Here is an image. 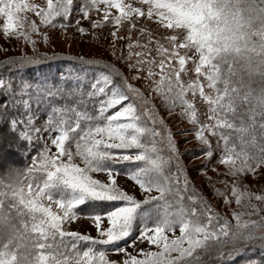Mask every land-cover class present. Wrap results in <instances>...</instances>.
<instances>
[{
    "label": "snow or ice",
    "instance_id": "6c2138e0",
    "mask_svg": "<svg viewBox=\"0 0 264 264\" xmlns=\"http://www.w3.org/2000/svg\"><path fill=\"white\" fill-rule=\"evenodd\" d=\"M0 17L6 40L31 47L0 62V264H219L246 248L264 253V190L246 182L264 177V0H0ZM69 28L126 41L112 52L123 67L40 51ZM55 59L87 68L20 75ZM156 100L192 125L198 151H186L205 159L199 171L223 165L212 171L231 177H207L231 219L189 177ZM81 220L96 235L73 227Z\"/></svg>",
    "mask_w": 264,
    "mask_h": 264
},
{
    "label": "rangeland",
    "instance_id": "374dc122",
    "mask_svg": "<svg viewBox=\"0 0 264 264\" xmlns=\"http://www.w3.org/2000/svg\"><path fill=\"white\" fill-rule=\"evenodd\" d=\"M37 2H42V0H37ZM31 15V14H29ZM2 24H3V18L0 17V62L4 59L9 58L10 56L20 55L22 52L27 49L29 54H31V47L28 45H24L23 41H17L16 39L6 40L3 32H2ZM82 25L84 27H89V23L87 20L82 21ZM121 33L124 34V30H121ZM50 42L47 45L40 44L39 48L42 52H50L51 54L53 52H65L70 53L75 56H84V57H96L104 60H108L114 63H118L116 61V57L112 55L113 49L116 50L117 54H119L122 45L126 43V41L123 40H116L113 42L114 38L108 35V30L104 29L103 33L100 31H97V38L93 39L91 36L87 37H81L78 33H76L75 28H69L67 32H64L63 30H54L50 33ZM133 39L138 38V33L133 32L132 33ZM141 40L144 39V37H139ZM5 49H8L7 51ZM125 52L127 51L126 48L124 49ZM119 67H123L122 64L118 63ZM125 73L127 75H131L127 72L125 69ZM132 83L137 84V86L143 87V82L140 81H132ZM146 95L154 96V93L146 92ZM159 108V101H155ZM160 111L163 115V118L165 121L170 125V128L174 131H176V134L173 133L177 139V142L180 146V151L185 152L188 155V152L186 149H197V141L195 140L194 136L191 135V129L192 125L187 123L186 121H181L179 123L173 122L174 115L169 116L167 111L163 108H160ZM176 115L179 113V109L176 110ZM174 126V127H173ZM191 127V128H190ZM172 130V131H173ZM187 133V135H181L180 133ZM185 141H189V143H185ZM185 155V154H184ZM204 160L203 157L200 159L195 160H184L185 165L194 166L196 164L202 163ZM188 175L194 181V183H199L201 187L198 186V188L203 189L204 183L203 176L199 177L197 176V172L194 170H191V168L188 170ZM251 186V185H250ZM212 195V196H211ZM208 199H213L214 193L212 190H210L209 194L205 195ZM214 204V207L216 206L217 209H220L223 211V213H230V210L227 208V206H223L222 198L211 201ZM221 203V205H220ZM232 207L234 208L235 205L233 204ZM229 215V214H228ZM229 219H231L229 217ZM73 227H78L83 232H86L91 235H96V233L92 230L91 224L87 220H81L77 224H74ZM145 245H141V247H144ZM112 258H115L114 256Z\"/></svg>",
    "mask_w": 264,
    "mask_h": 264
},
{
    "label": "trees",
    "instance_id": "16d2710c",
    "mask_svg": "<svg viewBox=\"0 0 264 264\" xmlns=\"http://www.w3.org/2000/svg\"><path fill=\"white\" fill-rule=\"evenodd\" d=\"M57 54H60L61 56H75L73 54L65 53V52H58ZM49 55H51L50 52H49ZM15 56H18V55H15ZM10 57H13V56H10ZM85 58H88V57H85ZM4 60H6V59H4ZM3 61H1V62H3ZM82 68H87V66H81V65H79L73 61L67 60V59H55V60L46 61L42 65L38 66V68L37 67L25 68L21 71L20 75L25 77V78L36 79L40 76V74L42 72L50 74V75H57L61 72H66V71H71V70L79 71ZM6 71H7L6 69H0V73H6ZM4 99L5 98L3 96H0V102H2ZM159 110H160V108H159ZM160 114H161V116H163L161 111H160ZM45 116H46V113L44 111H41L40 112V119L43 120L45 118ZM174 116L175 117L173 118V122L175 121V122L179 123V122L183 121L180 119L179 116H177V115H174ZM166 124L170 128V125L167 122H166ZM170 129L173 130L174 128L172 129V127H171ZM172 132L176 134V131L173 130ZM0 135H2V131H0ZM213 143H215V140H213ZM13 151H14V154H13L12 158L17 160L18 162H21V166L23 163H27V160L24 159V157L20 151H15V150H13ZM197 151H198V148H197ZM181 153H183V160H191V161L195 160V158L192 155H190L189 153H188V155L185 152H181ZM205 162L206 161L204 159L202 161V163L196 164L194 166H189V165L187 166L186 165V168L188 170L191 168V170L196 171L197 176L199 175V177L203 176L202 182L204 183L205 188L200 189V188H198V186L201 187L199 183H194V181H193V183L197 186V188L204 195H207V194H209L210 190H212V187H211V185L207 179L208 176H211L213 178V182H216V181L222 180V179L231 180V177L218 176L216 171H212V168L215 166L219 172L225 171V168L223 165H214V164L208 165L207 175H205L204 173L199 171V169L204 165ZM246 182L249 184V186L251 185L250 187L254 191L264 190V177H259L256 179L248 177ZM216 187L223 188V185L216 183ZM218 199L220 202L221 198L210 199V197H209V202L212 203L211 201H216ZM220 205H221V203H220ZM217 210L220 211L221 213H223V211H221L220 209H217ZM228 214H229V217L231 218L230 213H228ZM252 261H255L256 264H262V262H264V253H261V251L258 247L255 249L246 248V249L242 250L241 252L236 253L232 257H228V258L223 259L222 261L219 262V264H251Z\"/></svg>",
    "mask_w": 264,
    "mask_h": 264
}]
</instances>
